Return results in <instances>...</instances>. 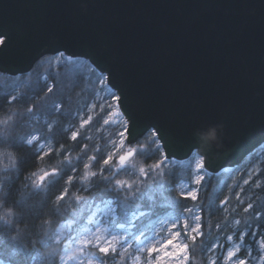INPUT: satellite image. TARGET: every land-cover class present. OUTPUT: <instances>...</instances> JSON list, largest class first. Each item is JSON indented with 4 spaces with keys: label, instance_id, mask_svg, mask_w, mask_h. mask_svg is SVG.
Here are the masks:
<instances>
[{
    "label": "water",
    "instance_id": "water-1",
    "mask_svg": "<svg viewBox=\"0 0 264 264\" xmlns=\"http://www.w3.org/2000/svg\"><path fill=\"white\" fill-rule=\"evenodd\" d=\"M0 26L12 29L1 73L58 51L111 73L127 97V144L154 128L173 148L165 158L183 161L214 133L211 174L264 144V0H0Z\"/></svg>",
    "mask_w": 264,
    "mask_h": 264
},
{
    "label": "trees",
    "instance_id": "trees-1",
    "mask_svg": "<svg viewBox=\"0 0 264 264\" xmlns=\"http://www.w3.org/2000/svg\"><path fill=\"white\" fill-rule=\"evenodd\" d=\"M56 57L57 55L44 56L37 61L30 72L23 75L11 77L0 73V110L5 109L9 104L21 109L29 106L33 108V112L19 116L15 124L3 129L4 134L0 135V145H11L21 155L19 177L12 185L10 198H15V191L25 173L35 169L39 164L47 163L55 164L59 169V175L54 176L47 189L40 192L35 199L43 200L47 206L64 186L67 177L72 175L74 181L70 186V193L78 190L87 197L79 202L73 201L72 209L65 211L62 217L65 221L71 222L74 228L85 225L91 200L93 203L102 199H113L120 214L129 208H139L150 212L151 216L165 210L177 216L184 210L196 207L200 210V229L203 235L196 238L195 254L200 264H208L207 252L215 241L220 236L226 237L232 232V227H226L225 222H229L230 225L234 219H240L242 221L240 228H242L243 222L249 219V214L242 211L249 200H252L255 205L264 204V188H255L252 183V181H258L264 185V160L260 161V165L257 163L259 167L249 179L248 184L241 185L243 180L232 179V174L225 172L206 177L203 181V189L196 200L182 196L177 189V184L181 180L191 178L193 172L191 164L166 165L164 180L153 182L152 186L148 187L136 200L128 203L123 201L119 193L109 189L111 181L97 179L91 183V187L82 184L79 177L83 173L84 165L89 162V157L96 156V160L91 162L92 170L99 172L102 162L111 155L108 135L115 137L118 141L121 138L120 132L123 125L119 123L104 126L103 121L106 116L98 109L92 113L91 121L83 123L88 120L87 110L94 103L97 92L104 89L96 83L98 73L89 71L86 66L89 62L81 58L85 66L79 65L83 67L81 72L74 74L63 58H61L63 66H58ZM49 86L53 88L52 93L47 92ZM12 96H16L17 99L13 101ZM53 103L62 105L60 112L52 111ZM81 124H84V127H81ZM73 132L78 134L77 141L71 139ZM32 136L38 139L29 144L27 141ZM154 138L146 134L135 144L125 143L124 149L128 150L137 146V158H142L146 164L159 161L163 159V153L157 152L159 143L157 140V144L152 143ZM39 142L51 144V149L47 152L49 155L44 156V153L39 150ZM145 144L148 145L147 149L140 151ZM41 157H44L43 160ZM65 157H70L72 162H64ZM257 160L259 161V158L252 154L249 166L255 165ZM111 162L117 163L118 158L112 157ZM104 172L111 174L114 170L108 166ZM129 172L130 169L124 167L115 172L114 178L121 175H136ZM224 200H228L226 208L225 206L222 208ZM238 230L240 231L239 228ZM7 234L8 230H0V260L4 264H40L38 251L29 252L21 245H14L7 238ZM188 245L189 264H193L191 239L188 240ZM98 257L104 264H118L121 256L116 252L112 253L111 257L103 255ZM46 264H56V258L50 257ZM123 264H128V261L123 260Z\"/></svg>",
    "mask_w": 264,
    "mask_h": 264
},
{
    "label": "clouds",
    "instance_id": "clouds-1",
    "mask_svg": "<svg viewBox=\"0 0 264 264\" xmlns=\"http://www.w3.org/2000/svg\"><path fill=\"white\" fill-rule=\"evenodd\" d=\"M31 109L30 106L21 109L9 104L5 109L0 110V135L4 134L3 129L14 125L19 116L30 113ZM215 139L214 133L202 137L204 143L199 155L201 160L207 159L203 148ZM147 147V144L143 145L140 151ZM136 151L135 148L129 149L117 163H112V157L109 156L100 165L99 172L92 170L91 162L96 160V156L89 157V162L84 165L79 181L89 187L97 179L111 181L109 189L119 193L125 203L136 200L140 194L152 186L153 182L163 181L165 178V169L161 167L164 164L162 158L148 164L140 157L131 160ZM20 161L21 155L14 147L8 144L0 145V230H8L7 238L10 242L23 246L29 252L38 251L40 264H46L50 257L56 258V264H96V257L100 255L111 257L112 253L117 252L114 247L110 249L102 242L97 243L99 239L97 234L78 238L69 243L70 232L62 217L65 211L72 209L73 201L79 202L87 199L78 190L70 193V186L74 181L72 175L67 177L64 186L48 202L47 206L43 200L35 199L40 192L47 189L52 178L59 175V169L55 164H39L35 169L25 173L15 191V198L11 199L12 185L19 177ZM64 162L71 163L72 159L65 157ZM108 166L114 170L113 173L105 174L104 170ZM125 166L132 169L136 175H121L114 178L115 172ZM118 241L119 239L112 238L110 243L115 244ZM187 248L189 249L188 244ZM102 249H107V251ZM188 252L189 250L183 260H188ZM192 253L193 264H200L195 254V241H193ZM118 264H123L122 256Z\"/></svg>",
    "mask_w": 264,
    "mask_h": 264
},
{
    "label": "rangeland",
    "instance_id": "rangeland-1",
    "mask_svg": "<svg viewBox=\"0 0 264 264\" xmlns=\"http://www.w3.org/2000/svg\"><path fill=\"white\" fill-rule=\"evenodd\" d=\"M16 77V76H15ZM111 94V90H100L97 92L96 99L94 103L87 110L88 117H93V112L98 109L100 110L101 105H106L108 101V95ZM112 103H117L112 101ZM95 105V108H93ZM83 116V114L81 115ZM107 118V117H105ZM84 123V122H83ZM119 124L115 117L109 121L108 124L104 123V126ZM147 134V133H146ZM36 136L30 137V139ZM109 142L108 146L111 151V157L119 159L122 158L123 154H126L128 150L124 149V144L126 143V133L118 141L115 137L108 135ZM156 138V136H155ZM121 140H123V146H121ZM157 140V139H156ZM36 141V140H35ZM159 143V142H158ZM40 145L44 147L41 148ZM160 145V144H159ZM51 144L49 142H39V150L43 153L49 152L51 149ZM262 147V148H261ZM253 151L242 163L234 168H225L221 172L232 174V179L243 180L241 185L244 184L245 180H249L252 175H254L258 169V164L260 161L264 160V145ZM138 151L137 146L133 147ZM137 151L131 157V160H136ZM163 153V150H162ZM254 154L259 158L255 165H250V157ZM199 155L193 153L191 157L180 161L174 158L166 159L163 153V160L165 165L161 167L165 168L166 165L177 164L180 166H186L191 164L192 174L189 180H181L177 184V189L182 196L191 198V193H196L197 197L199 192L203 189V181L207 177L211 176L208 171L203 172V178L200 179V183H197V179L201 174V169L197 168V163L199 161ZM131 162V161H129ZM244 163V164H243ZM127 166H125L126 168ZM130 169V168H129ZM220 172V173H221ZM136 174L132 169H130L129 174ZM219 174V173H218ZM238 197V196H237ZM197 199V198H196ZM192 199V200H196ZM90 210L86 218V223L81 228H74L71 222L66 221L67 227L70 232L69 243L75 241L78 238H83L87 236H93L97 234L99 239L97 243H103L104 246L111 248H116L117 253L123 257L124 261H128V264H157L160 261V257L163 253H151L148 251L149 248L155 246L157 248L163 247L170 239H174V242L180 244H188V240L191 239L192 235H195L191 231L192 228L199 226L200 228V210L196 207H191L189 209L180 212L177 216L172 212L165 210L152 215L150 212L140 210L139 208H129L124 213L120 214L117 208V204L113 199H102L92 203L90 201ZM227 205L225 206V208ZM199 216L200 219L197 220L196 217ZM187 224V227L185 226ZM201 231V229H200ZM179 233V237L176 238V234ZM235 234L240 235L238 228H232V232L229 235H233V240L228 241L226 237L220 236L219 239L215 241V244L209 249L208 253V264L210 261L215 259L217 264H231V261L227 260V251L231 250L235 243L242 244V252L239 254L241 258L248 259L250 264H258L257 259L261 253L259 250L258 240L254 235H249L246 237L244 242H241L235 238ZM187 237V238H186ZM199 237V236H197ZM112 238H117L119 241L115 244L110 243ZM219 244L220 247L216 248L215 245ZM168 251H173L171 246L167 249ZM246 250H253V257H247L245 255ZM167 264H189L190 262V252H188V260H183V258H172L166 257ZM0 262H2L0 260ZM4 264V263H3ZM96 264H104L99 257H96Z\"/></svg>",
    "mask_w": 264,
    "mask_h": 264
},
{
    "label": "snow or ice",
    "instance_id": "snow-or-ice-1",
    "mask_svg": "<svg viewBox=\"0 0 264 264\" xmlns=\"http://www.w3.org/2000/svg\"><path fill=\"white\" fill-rule=\"evenodd\" d=\"M11 28L0 26V45H3V48H0V57H4L6 53H8L10 47L12 46V35H11ZM5 38H7V43H5ZM17 57L19 59H24L25 57H28L30 54L27 51H17L16 53ZM45 53H40L39 55L35 56L39 58H43ZM87 59L90 61L86 66L89 71L93 73H98L96 83L103 87L104 89L111 90V94L108 95V103L106 105H101L100 111L104 112V115L107 118H104V123L108 124L109 121L112 119V117L116 118V121L121 123L123 125L122 130L120 132L121 137L125 135V133H128V123H129V116L128 112L126 110L127 107V97L124 95V93L114 84V82H109V77H111V73L106 72L101 66L95 61V59L87 54H84ZM61 58H63V61L67 63L70 66V71L74 74H78L81 72L82 68L85 66L82 64L81 57L80 56H66L64 51H58L57 57H56V64L58 66H63L61 63ZM79 65H83V67H79ZM112 78V77H111ZM48 93L53 92V88L49 86L47 88ZM13 101L17 99L16 96H12L11 98ZM116 101L117 103H112V101ZM93 108H95V105H93ZM62 109V105L59 103H53L52 105V111L60 112ZM31 112H33V108L31 109ZM30 112V113H31ZM91 121V117H88V120L84 123H88ZM81 127H84V124H81ZM157 130L154 128H148L147 129V135H151L155 137V132ZM37 137H34L32 139H29L27 142L29 144H32L35 140H37ZM71 139L73 141L78 140V134L76 132L72 133ZM124 141L121 140V143ZM152 143L157 144L156 139L154 138L152 140ZM157 152H161L164 147H167L168 150L171 152L173 151L172 147H169L168 144L159 145L157 144ZM41 148H43V145H40ZM49 155V153L45 152L44 156ZM44 158V157H41ZM197 168L201 169V174L199 175V178L197 179V183H200V179L203 178L202 173L207 171V168H205V160L199 159L197 163ZM245 184L249 183V180L244 181ZM253 186L255 188H264V185H262L258 181H252ZM191 198L196 199L197 195L196 193H191ZM239 199V197H237ZM240 203H243V201H240ZM228 204V200L223 201V206H226ZM191 211V209H189ZM242 211L244 213L249 214V219H246L243 222V227L240 228L242 221L240 219H234V221L231 222L229 225V222H225V226H230L232 228H239L240 229V235L235 234V238L241 242H244L246 240V237L249 235H254L256 239L258 240L260 255L258 257H255L257 259L258 264H264V204L261 205H255L252 200H249V202L246 204L245 207H243ZM197 220L200 219L199 216L196 217ZM187 227V224H185ZM217 228H219V225H217ZM191 231L195 233V235H192L190 238L192 241H196L197 236H202L203 233L200 231L199 226L192 228ZM180 235V234H179ZM179 235H176V238L179 237ZM187 238V237H186ZM233 235H227L226 239L228 241L233 240ZM171 246L173 251H168L167 249ZM216 248H219L220 245L216 244ZM103 251H107V249H102ZM189 249L187 248V244H180L174 242V239H170L163 247L157 248L155 246L148 249L151 253H163L164 255L160 257V261L157 262V264H167L166 257H172V258H183L186 252ZM242 252V244L241 243H235L231 250L227 251V260L231 261V264H250V261L245 258H241L239 255ZM245 255L247 257H253V250L249 251L246 250ZM0 264H3V262H0ZM210 264H217V261L215 259L210 261Z\"/></svg>",
    "mask_w": 264,
    "mask_h": 264
}]
</instances>
